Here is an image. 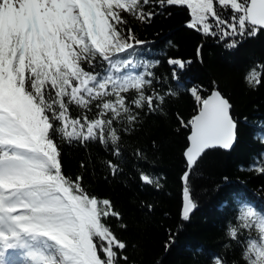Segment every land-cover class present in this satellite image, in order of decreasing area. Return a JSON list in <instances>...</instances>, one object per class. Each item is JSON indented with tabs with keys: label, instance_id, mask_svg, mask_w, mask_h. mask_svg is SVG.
<instances>
[{
	"label": "snow or ice",
	"instance_id": "snow-or-ice-1",
	"mask_svg": "<svg viewBox=\"0 0 264 264\" xmlns=\"http://www.w3.org/2000/svg\"><path fill=\"white\" fill-rule=\"evenodd\" d=\"M149 3L0 0V264H130L123 251L127 245L104 222L120 213L109 199L87 192L81 177L63 173L57 135L81 144L98 141L106 149L110 144L114 159L104 163L116 176L123 170L119 133L132 131L141 111L162 112L167 97L178 94L154 87L158 60L142 63L128 58L146 41L128 26L125 14L150 22L156 13L145 11ZM158 4L186 6L191 17L186 26L218 42L227 41L224 47L229 50L264 30V0H158ZM167 63L171 78L178 81L179 72L191 61L169 58ZM259 77L253 68L246 81L255 86ZM187 91L197 108L184 124L190 135L184 153L188 170L181 177L182 221H188L197 207L189 185L197 159L208 149H232L238 134L233 106L219 90L213 88L206 97L195 86ZM133 155L142 158L138 149ZM255 170L264 174V164ZM140 179L158 186L143 172ZM238 220L239 227L229 223L228 236L246 243L245 264H264V215L249 206ZM253 226L255 238L247 231ZM242 233L247 237L243 242ZM172 242L170 235L166 251ZM209 264L228 261L212 254Z\"/></svg>",
	"mask_w": 264,
	"mask_h": 264
},
{
	"label": "trees",
	"instance_id": "trees-1",
	"mask_svg": "<svg viewBox=\"0 0 264 264\" xmlns=\"http://www.w3.org/2000/svg\"><path fill=\"white\" fill-rule=\"evenodd\" d=\"M145 11L156 13L150 22L125 14L128 26L146 41L128 58L142 63L158 60L154 87L161 93L171 89L178 94L167 97L162 112L141 111L133 130L119 133L123 170L116 176L104 163L114 159L110 144L106 149L98 141L81 144L58 134L62 171L73 179L81 177L87 192L109 199L120 213L104 222L127 245L123 251L130 264H209L212 254L223 255L228 264H245L242 256L247 245L231 239L228 226L239 227L238 217L245 207L264 215V174L255 170L264 164V69L258 67L264 65V30L229 50L224 47L227 41L218 42L186 26L191 19L186 6L161 8L158 0H150ZM228 15L230 11L225 18ZM169 58L191 61L179 72L178 81L171 78ZM253 68L260 73L259 82L249 86L246 76ZM215 85L233 104L238 140L232 150H209L197 162L189 178L197 207L188 221H182L181 177L187 166L184 151L190 131L184 124L197 108L187 89L198 87L206 97ZM137 149L142 158L133 155ZM140 172L158 181V186L144 183ZM247 231L252 238L258 235L255 226ZM170 235L174 242L166 251ZM246 239L242 233L240 241Z\"/></svg>",
	"mask_w": 264,
	"mask_h": 264
},
{
	"label": "water",
	"instance_id": "water-1",
	"mask_svg": "<svg viewBox=\"0 0 264 264\" xmlns=\"http://www.w3.org/2000/svg\"><path fill=\"white\" fill-rule=\"evenodd\" d=\"M199 48H200V52H201V46H199ZM213 88L219 90V91L221 92V94H222L225 98H227V97L223 94V92L220 90L219 86L215 85ZM212 90H213V89H212ZM212 90H211V92H212ZM211 92H210V93H211ZM210 93H209V94H210ZM209 94H208V95H209ZM208 95H207V96H208ZM227 99H228V98H227ZM228 100H229V99H228ZM229 102L232 104V102H231L230 100H229ZM232 106H233V104H232ZM232 111H233V107H232ZM238 127H239V126H238ZM237 132H238V130H237ZM189 135H190V131H189V133H188V136H189ZM188 136H187V138H188ZM237 140H238V134H237ZM237 140L234 142V145H233L232 149L235 147V145H236V143H237ZM188 144H189V141H188ZM187 146H188V145H187ZM217 148H218V147H217ZM213 149H216V148H213ZM221 149H222V148H221ZM232 149H230V150H232ZM209 150H212V149H208V150H206L205 153H206L207 151H209ZM224 150H225V149H224ZM185 151H186V149H185ZM185 151H184V153H185ZM205 153H204V154H205ZM204 154H202V156H203ZM202 156H201V157H202ZM201 157H199V158L197 159V162L200 160ZM185 159H186V157H185ZM196 164H197V163H196ZM195 166H196V165H194V166L192 167V169L190 170L189 178H190L191 172H192V170L195 168ZM186 170H188V166H186ZM186 170H185V171H186ZM182 183H183V181H182ZM193 212H194V210H193ZM193 212L190 214V217L192 216ZM181 213H182V210H181Z\"/></svg>",
	"mask_w": 264,
	"mask_h": 264
}]
</instances>
